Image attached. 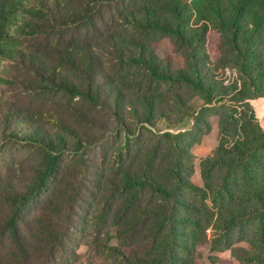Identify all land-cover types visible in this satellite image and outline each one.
<instances>
[{
	"label": "trees",
	"instance_id": "1",
	"mask_svg": "<svg viewBox=\"0 0 264 264\" xmlns=\"http://www.w3.org/2000/svg\"><path fill=\"white\" fill-rule=\"evenodd\" d=\"M209 29L227 44L224 62L237 75L231 84L202 70ZM150 33L169 37L186 68L172 71L159 59L142 37ZM106 55L143 68L151 80L183 81L202 109L216 107L218 143L200 161L202 186L188 178L191 156L180 152L179 134L165 132L164 145H131L128 135L168 118L152 95L137 103L121 91ZM16 87L105 105L121 122L126 159L119 157L116 198L93 219L107 224L106 237L85 242L101 247L112 264H198L199 247L222 250L236 241L251 250L234 256L264 264V129L250 103L264 97V0H206L197 10L184 0H0V149L24 144L40 153L28 170L8 180L0 175V264H52L67 252L60 220L76 195L72 171L64 179L61 169L79 165L85 141L43 107L23 108L10 91ZM65 152L74 164L63 161Z\"/></svg>",
	"mask_w": 264,
	"mask_h": 264
},
{
	"label": "rangeland",
	"instance_id": "2",
	"mask_svg": "<svg viewBox=\"0 0 264 264\" xmlns=\"http://www.w3.org/2000/svg\"><path fill=\"white\" fill-rule=\"evenodd\" d=\"M184 1L196 10L206 5V0ZM104 14L109 16L106 10ZM107 21L111 23L109 18ZM190 22L195 26L201 23L195 14ZM110 27L112 28L113 24ZM110 27L105 26V30L108 31ZM142 37L150 43L159 59L167 60L172 71L186 68L183 55L169 37L160 33H150ZM204 46L207 57L202 70L209 75L212 74L217 81H222L224 84L233 83L237 75L235 69L224 62V59L230 56V52L221 32L209 29ZM106 58L108 62L105 66L114 83L128 98L138 103L137 100L145 95H152L156 101V110L168 118V120H156L150 130L141 129L135 131L134 135H128L131 145L145 147L156 141L164 145L165 132L179 134L177 141L180 152L187 153V158L188 153L191 156L192 170L188 178L192 183L202 186L200 161L211 154L218 143L219 119L214 114L216 107L208 105L207 108L202 109V98L183 81L151 80L141 67L131 63L119 64L110 55H106ZM10 91L13 99L23 108L43 107L53 120L69 123L80 131L85 141L81 150L83 160H80L79 165L64 166L61 169V176L64 179L66 177L70 179L69 174L72 171L71 179L75 182L76 195L60 220L67 230L65 240L67 252H62L52 264H112L111 257L103 252L101 247L88 245L85 242L95 236L106 237L107 224L95 225L93 219L104 201L113 198L111 194L115 190L114 183L120 177L123 168L119 157L122 155L124 160L126 159L124 146L126 135L121 122L105 105H93L80 98L68 100L55 94L34 95L17 87ZM254 99H251L250 103L258 111L259 106H254ZM260 125L264 129V122ZM39 156L40 153L36 149L24 144H14L0 149L1 178L8 180L18 174V171L28 170ZM63 159L69 164H74L77 160L68 152L63 154ZM115 198L116 196L111 201ZM191 199L198 200V196L192 195ZM34 212L35 208L31 210V214ZM3 213L4 209L0 208V217ZM254 226L255 223L250 222L246 225V230L249 231ZM109 229L110 235L113 236V228ZM206 233L209 238V229ZM111 243H116L115 238ZM197 250L198 264H250L234 256V253H237L242 259L246 258V252L251 250V246L245 241H236L230 248L222 250H209L207 246L199 247Z\"/></svg>",
	"mask_w": 264,
	"mask_h": 264
},
{
	"label": "crops",
	"instance_id": "3",
	"mask_svg": "<svg viewBox=\"0 0 264 264\" xmlns=\"http://www.w3.org/2000/svg\"><path fill=\"white\" fill-rule=\"evenodd\" d=\"M264 97H259V98H255L254 99V106H259L258 107V111L256 110V108H254V111L256 113V117L258 119V121L260 122H264ZM253 106V105H252Z\"/></svg>",
	"mask_w": 264,
	"mask_h": 264
}]
</instances>
